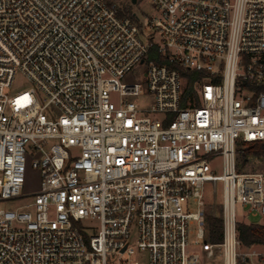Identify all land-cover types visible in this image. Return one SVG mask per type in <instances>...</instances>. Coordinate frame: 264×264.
<instances>
[{
    "label": "built area",
    "instance_id": "obj_1",
    "mask_svg": "<svg viewBox=\"0 0 264 264\" xmlns=\"http://www.w3.org/2000/svg\"><path fill=\"white\" fill-rule=\"evenodd\" d=\"M139 1L0 0V264H264L236 229V205L264 218L238 167L264 142V0Z\"/></svg>",
    "mask_w": 264,
    "mask_h": 264
},
{
    "label": "rangeland",
    "instance_id": "obj_2",
    "mask_svg": "<svg viewBox=\"0 0 264 264\" xmlns=\"http://www.w3.org/2000/svg\"><path fill=\"white\" fill-rule=\"evenodd\" d=\"M120 1V0H118ZM133 10L139 14L140 16L143 17L144 12H149L150 8L148 4L144 0H140L139 3L135 6L132 7ZM145 22V19H144ZM147 31V29H146ZM142 69V67H140ZM125 81H131V79L126 78ZM31 84L24 79L21 75H16L12 86L6 90L8 93H15L17 91H22L24 89H27ZM111 98L115 101L117 98L115 95H112ZM133 102H136L137 104L141 106H147L150 102V97L148 96H141V97H135L130 99ZM243 148H245V145H242ZM244 152L240 154V156L243 155ZM239 156V159L241 157ZM247 161L242 165L240 168V171L246 172V171H252V172H264V156H256L254 154H248L246 156ZM30 160L28 159L26 170L24 173V183L22 187V193H29V192H34L35 190L38 189L39 187V180H40V173L38 169H35L31 167L30 165ZM210 169L215 172V174H220L221 173V164H220V159L216 158L213 160L210 164ZM220 184L217 185L218 191H216L213 187L211 186H206V200H207V212L210 215L211 212H213V208L218 210L220 207ZM14 204L12 203H3L2 207L3 208H12ZM236 213L238 217L241 219V221L246 222V223H258V224H264V218L261 216H250L247 215V210L244 208H241L240 205H236ZM199 247H195V251H200ZM205 264H211V263H205Z\"/></svg>",
    "mask_w": 264,
    "mask_h": 264
},
{
    "label": "trees",
    "instance_id": "obj_3",
    "mask_svg": "<svg viewBox=\"0 0 264 264\" xmlns=\"http://www.w3.org/2000/svg\"><path fill=\"white\" fill-rule=\"evenodd\" d=\"M154 54V51L150 52V56ZM191 88L190 82L186 85V92H189ZM243 155L239 159V169L245 163L246 156L248 154H254L256 156H264V142H250L245 144ZM238 238L242 244L249 246L252 244L264 245V224L258 223H246L243 221L237 222L236 225ZM206 234L207 238L212 242H217L221 238V219L216 216L206 215Z\"/></svg>",
    "mask_w": 264,
    "mask_h": 264
},
{
    "label": "water",
    "instance_id": "obj_4",
    "mask_svg": "<svg viewBox=\"0 0 264 264\" xmlns=\"http://www.w3.org/2000/svg\"><path fill=\"white\" fill-rule=\"evenodd\" d=\"M132 2H134V0H131Z\"/></svg>",
    "mask_w": 264,
    "mask_h": 264
}]
</instances>
